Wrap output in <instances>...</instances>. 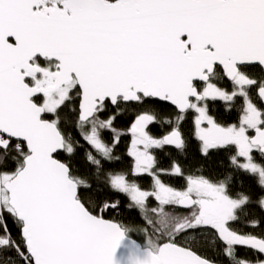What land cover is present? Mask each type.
Listing matches in <instances>:
<instances>
[{
  "label": "snow or ice",
  "instance_id": "6c2138e0",
  "mask_svg": "<svg viewBox=\"0 0 264 264\" xmlns=\"http://www.w3.org/2000/svg\"><path fill=\"white\" fill-rule=\"evenodd\" d=\"M0 264H264V0H0Z\"/></svg>",
  "mask_w": 264,
  "mask_h": 264
}]
</instances>
